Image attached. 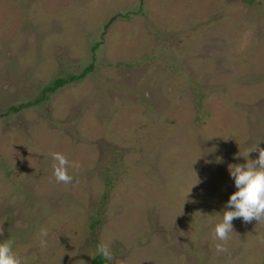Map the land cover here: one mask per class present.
Instances as JSON below:
<instances>
[{
  "label": "rangeland",
  "instance_id": "obj_1",
  "mask_svg": "<svg viewBox=\"0 0 264 264\" xmlns=\"http://www.w3.org/2000/svg\"><path fill=\"white\" fill-rule=\"evenodd\" d=\"M251 1L0 0V241L25 264H92L101 242L109 264H264V224L213 238L229 165L264 148ZM55 152L80 165L70 184Z\"/></svg>",
  "mask_w": 264,
  "mask_h": 264
},
{
  "label": "clouds",
  "instance_id": "obj_2",
  "mask_svg": "<svg viewBox=\"0 0 264 264\" xmlns=\"http://www.w3.org/2000/svg\"><path fill=\"white\" fill-rule=\"evenodd\" d=\"M258 152V157L251 159L250 154ZM241 156V155H240ZM246 163L229 165V173L234 180L237 191L231 194L229 200L224 205L222 220L215 225L213 238L216 241L215 248L218 253L227 251V243L234 232L233 220L241 218L245 224L256 221L257 224H264V148L259 145L253 146L246 151L243 156ZM54 161L53 175L57 183L70 184L73 176L68 169H79L78 162H69L67 157L60 153H52ZM222 162V158H217V163ZM41 248H47L48 236L47 228L40 229ZM4 235L0 229V236ZM264 243V238L261 239ZM97 253L106 261H113L114 255L108 244L101 242L97 245ZM0 264H25L20 256L13 249L11 239L0 241Z\"/></svg>",
  "mask_w": 264,
  "mask_h": 264
},
{
  "label": "trees",
  "instance_id": "obj_3",
  "mask_svg": "<svg viewBox=\"0 0 264 264\" xmlns=\"http://www.w3.org/2000/svg\"><path fill=\"white\" fill-rule=\"evenodd\" d=\"M246 1L253 3L251 0H246ZM96 48H98V44L95 45V49ZM93 68H94V64H91L79 75H71L66 79L65 78L56 79L51 85L45 87L43 94H42L43 97H44V95H47L49 93L56 92V90L58 88L63 87L64 85H66L70 81L77 80L79 78L86 76V74L88 72L92 71ZM37 100H40V99L37 98ZM24 106H26V105L12 106V107H10V110L13 112H18V111L22 110ZM92 264H109V262L104 260L100 255H97L93 259Z\"/></svg>",
  "mask_w": 264,
  "mask_h": 264
}]
</instances>
